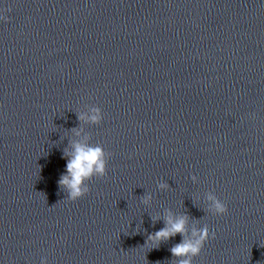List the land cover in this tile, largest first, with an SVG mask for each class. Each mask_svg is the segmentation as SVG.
<instances>
[{
	"label": "clouds",
	"instance_id": "clouds-1",
	"mask_svg": "<svg viewBox=\"0 0 264 264\" xmlns=\"http://www.w3.org/2000/svg\"><path fill=\"white\" fill-rule=\"evenodd\" d=\"M4 19L7 20V17ZM77 118L82 122L98 125L103 120V113L100 107L91 106L88 111L77 113ZM72 131L79 139L71 140L69 147L63 151V158L67 161L66 173L60 176L58 184L67 193V199L74 202L89 193L88 181L93 177L106 176L111 153L105 151L101 144L90 143L91 136L84 133L83 128H74ZM191 179L193 182L197 181L195 175ZM169 187L166 182L158 183V188L162 191ZM152 199L151 193L144 194L141 202L147 206L151 204ZM205 199L207 212L213 215H224L228 212L227 205L213 192H207ZM160 219L164 221V227L149 234L145 245L158 248L161 243L180 235L181 242L170 248L172 257L176 258L173 264H193V259L200 255L208 240L216 236L215 231L210 232L207 224L198 227L197 222H194L190 226L191 218L187 214H176L171 209H165L162 216H152L153 224ZM41 264H47V258H42Z\"/></svg>",
	"mask_w": 264,
	"mask_h": 264
}]
</instances>
